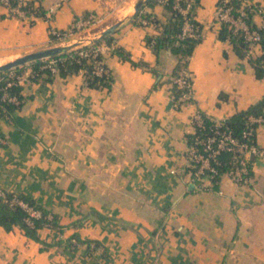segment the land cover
Returning <instances> with one entry per match:
<instances>
[{
  "label": "crops",
  "instance_id": "obj_1",
  "mask_svg": "<svg viewBox=\"0 0 264 264\" xmlns=\"http://www.w3.org/2000/svg\"><path fill=\"white\" fill-rule=\"evenodd\" d=\"M33 1L43 16H18L0 4V58L56 44L50 27L66 32L60 43H72L120 23L111 43L101 44L110 88L89 86L79 72L29 79L12 118H0V190L31 195L63 227L39 228L37 241L19 226L0 225V264H264V122L255 130L262 153L250 158V183L226 173L193 183L185 170L195 112L221 120L264 94V76L255 77L247 58L218 37V0L194 8L201 28L187 62L193 92L179 106L167 81L177 58L146 43L158 28L134 20L137 0ZM122 8L129 12L116 13ZM143 9L166 20L160 3ZM91 12L92 25L70 31ZM253 20L264 24L260 15ZM262 51L255 44L251 54ZM73 234L99 240L107 254L57 245Z\"/></svg>",
  "mask_w": 264,
  "mask_h": 264
},
{
  "label": "trees",
  "instance_id": "obj_2",
  "mask_svg": "<svg viewBox=\"0 0 264 264\" xmlns=\"http://www.w3.org/2000/svg\"><path fill=\"white\" fill-rule=\"evenodd\" d=\"M19 0H10L11 5H16ZM192 5L188 11L189 20L193 23L195 27L194 35H185L180 36L182 31L183 24V15L181 12L176 10L173 7L174 0H166V2L160 3L164 6L166 12V20L160 22L155 17L151 16L150 12H147L143 7L134 14V20L138 17H145L152 22L156 23L158 32L154 35H149L145 38L146 43L152 48V50L158 54L162 49H169L177 58L176 64L174 65L172 71L167 77V81L170 84V92L174 95V98H177L183 91V88L177 86L176 83L172 82L170 76L177 75L180 70L187 68L188 58L191 55L196 43L200 40V28L201 25L194 19V8L198 3V0H191ZM21 7L25 9L26 12L34 11L36 16H43L44 10L40 7H33V0H23ZM256 2V1H255ZM155 3H159L158 0H148L145 5L152 6ZM223 0L217 1V6L222 4ZM231 4V13L233 17H236L239 13L238 9L241 7L242 0H229ZM260 4L259 2H257ZM245 14L243 19L248 24L250 30H255L258 34V39L249 40L246 38L245 31L241 28H235L234 25L228 20H220V30L218 37L221 40H229L232 44L233 50L240 57H246L251 67L255 77L261 78L264 76V24L257 25L253 20L254 14L250 11L247 5L243 6ZM11 12V11H10ZM12 13V12H11ZM87 15V13H85ZM264 18V14H263ZM50 39L52 41L56 40L54 35L50 34ZM112 40V34H108L101 40L93 43V45H100L102 43L109 44ZM255 44H259L263 51L257 55H252L251 50ZM90 45H83L80 47H72L63 52H60L54 56L56 61L57 72H52L48 68H40V66L45 63L46 58L37 59L29 63L23 64L21 66H16V70H22L25 67H31L36 70L30 79L31 80H42V81H51L53 77L58 74L60 76H67L70 74L77 73L81 67H86L89 71L91 64L88 63V60L85 57L79 55V50L81 48H88ZM116 52L123 58L127 57L122 54L121 50L116 49ZM99 58L102 59L101 52L99 53ZM134 63V62H133ZM85 82L89 86L97 88H110L112 83L111 75H92L85 78ZM21 86H14L12 90L20 92ZM21 96V94H20ZM22 97V96H21ZM20 105V104H19ZM18 106L8 105V111L12 113ZM179 106V105H177ZM261 115L264 118V94L254 103H251L244 109L237 110L232 113L230 116L221 119V127L228 126L231 128L232 133L239 138H242V133L245 129L250 126L256 127L257 122L251 121L250 116ZM12 118V115L10 114ZM205 126L202 128H196L195 132L188 133L186 135L187 143L191 142L193 136L198 134L200 136H205L209 133L210 128L214 126L213 120L210 117H204ZM229 151H221L219 154L220 160L226 162L230 157ZM219 172L222 173L226 170L227 164H221L218 166ZM190 166L186 165L185 170L190 174ZM220 178V174L216 176L211 181H217ZM13 198L22 199L28 205L40 210V216L30 215L26 209L15 202H12ZM57 215L50 212L41 204L37 203L34 198L23 192H14L8 190H0V225L5 230H11L14 226H19L25 235L30 238H33L37 241H41L37 235V230L43 226H58L62 230V226L57 223ZM81 220L76 221L75 223L79 224ZM83 244L84 251L88 254H93L98 248H101L99 255H106L107 250L103 244L96 239L85 238L82 239L78 234H73V236L68 237L64 240L57 242V245H62L63 248L71 247L77 249L79 245ZM49 244L45 243V246Z\"/></svg>",
  "mask_w": 264,
  "mask_h": 264
},
{
  "label": "built area",
  "instance_id": "obj_3",
  "mask_svg": "<svg viewBox=\"0 0 264 264\" xmlns=\"http://www.w3.org/2000/svg\"><path fill=\"white\" fill-rule=\"evenodd\" d=\"M159 3L166 2V0H158ZM23 0H19L16 5H11L10 0H0V4L8 7L9 11L18 15L25 16L26 11L21 7ZM191 0H174L173 7L182 13L183 24L180 36L194 35L195 27L189 20L188 11L191 8ZM247 5L250 11L254 15H260L263 17L264 5L258 4L252 0H242L241 7L238 9L239 13L236 17H233L231 13V4L229 0H223V3L218 5L215 10V19L228 20L235 28H241L245 31L246 38L249 40L258 39V34L255 30H250L248 24L243 19L245 11L243 6ZM97 19L96 14L88 13L85 16L78 17L73 23V28L70 31H80L92 25ZM140 24H147L150 22L147 18H139ZM49 33L56 37V44H59L63 38L67 35L65 31L59 30L54 27L49 28ZM84 37V36H79ZM84 45H90L88 48H81L79 55L85 57L88 63L91 64V68L81 67L78 72L81 73L84 78L92 75H110V70L104 63L103 59L99 58V53L103 48L102 45H93L88 43ZM78 45L75 47H80ZM56 59L53 57H46L45 63L40 68H48L52 72H57ZM21 66V65H19ZM36 70L31 67L23 68L22 70H16L12 67L8 70L0 71V118L10 117L8 111V105L18 106L21 103L20 92L12 90L14 86H21L25 81L29 80ZM172 82L176 83L178 87L183 88L184 91L174 98L175 105H181L189 102L192 98V76L188 68H183L175 76H170ZM206 115L201 112H195L192 116L193 133L196 128H202L205 126L204 117ZM211 119V118H210ZM214 126L210 128V131L205 136L195 134L191 142L187 143L186 147V165L190 166V180L193 183L200 182L203 177H209L214 179L219 174H228L235 182L238 183H250L252 181L250 158L253 154H261L262 150L255 140L256 127L250 126L242 133V138L237 137L232 133L231 128L228 126L221 127V120H214ZM250 120L257 122L258 125L264 122V118L261 115L250 116ZM0 142H5V138L0 134ZM221 151H229L230 157L226 162H222L219 158ZM227 164V168L224 172H219V165ZM12 202L22 205L26 211L33 216H40V210L28 205L22 199L13 198Z\"/></svg>",
  "mask_w": 264,
  "mask_h": 264
},
{
  "label": "water",
  "instance_id": "obj_4",
  "mask_svg": "<svg viewBox=\"0 0 264 264\" xmlns=\"http://www.w3.org/2000/svg\"><path fill=\"white\" fill-rule=\"evenodd\" d=\"M147 1L148 0H137L133 6V13L132 14H135L136 12H138L145 5V3ZM119 23H120V21H115V22L111 23L110 25H108L103 30H101L100 33L95 34L93 36H84V37L77 38L72 43H59V44L47 45L43 48H39L37 50L23 54L19 57H16L12 60H9L5 63L0 64V71L8 70L12 67L23 65V64L29 63L31 61L37 60V59H42V58L54 56L60 52H63L69 48H72V47H75L78 45L95 43L98 40H101L102 38L107 36L108 34H111Z\"/></svg>",
  "mask_w": 264,
  "mask_h": 264
},
{
  "label": "rangeland",
  "instance_id": "obj_5",
  "mask_svg": "<svg viewBox=\"0 0 264 264\" xmlns=\"http://www.w3.org/2000/svg\"><path fill=\"white\" fill-rule=\"evenodd\" d=\"M129 9H121V10H118V11H116V13H120V14H124V13H126V12H129L128 11ZM9 60H12V58L11 57H2V58H0V64H2V63H5V62H7V61H9ZM26 68V67H25Z\"/></svg>",
  "mask_w": 264,
  "mask_h": 264
}]
</instances>
